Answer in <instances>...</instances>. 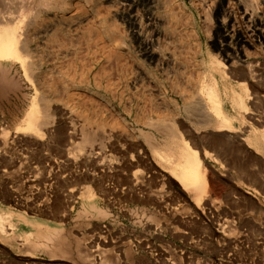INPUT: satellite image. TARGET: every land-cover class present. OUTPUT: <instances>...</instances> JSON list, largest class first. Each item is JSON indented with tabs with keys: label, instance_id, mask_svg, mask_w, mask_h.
<instances>
[{
	"label": "rangeland",
	"instance_id": "rangeland-1",
	"mask_svg": "<svg viewBox=\"0 0 264 264\" xmlns=\"http://www.w3.org/2000/svg\"><path fill=\"white\" fill-rule=\"evenodd\" d=\"M8 12L23 58L0 61V264H264V0ZM188 155L203 189L179 178Z\"/></svg>",
	"mask_w": 264,
	"mask_h": 264
},
{
	"label": "bare ground",
	"instance_id": "bare-ground-1",
	"mask_svg": "<svg viewBox=\"0 0 264 264\" xmlns=\"http://www.w3.org/2000/svg\"><path fill=\"white\" fill-rule=\"evenodd\" d=\"M226 16H227L226 24L232 25L233 24L232 15L230 13H227ZM244 18L247 19V20L250 19L249 15L247 13H245ZM13 20L14 19L12 18V14L11 13H9V12L8 13H0V27H1V29H0V61H3V60H21L23 58V56L21 55V51H20L21 50V44L18 41V38H19L18 29L16 28V24L14 23ZM70 23H72V22H70ZM251 23H252V27H253V31L255 32V35L258 36V37H261L263 35V33L258 28L259 22L252 21ZM158 25H159V23H158ZM155 27H156V25H155ZM61 76H62V74H61ZM214 104H216V103H214ZM35 110H37V109H35ZM35 110H34V113L29 116V120H28L27 127H26L27 131H31V132L33 131L34 132V130L36 129V120H34L35 115H36V111ZM218 112L220 113V110ZM200 115H202V113ZM99 146H101V144ZM156 155L162 161L168 163L169 165L171 163H174L173 159H171L169 157H166L164 154H162L160 152L156 153ZM188 156H189V158L186 159L185 164L182 165V168L180 169L182 171V173H180V174L178 173L179 176L181 175V177H179V178L186 185L187 188H189V187L193 188L194 186H197L199 189H203V187L205 185V178L203 176V173L200 170L199 163L197 162L198 160L196 159L197 160L196 161L194 159L195 156H194V158L191 155H188ZM184 159H185V157H184ZM172 165H174V164H172Z\"/></svg>",
	"mask_w": 264,
	"mask_h": 264
}]
</instances>
